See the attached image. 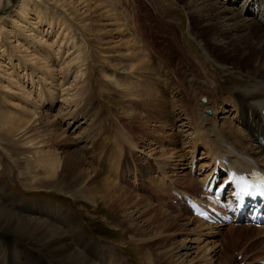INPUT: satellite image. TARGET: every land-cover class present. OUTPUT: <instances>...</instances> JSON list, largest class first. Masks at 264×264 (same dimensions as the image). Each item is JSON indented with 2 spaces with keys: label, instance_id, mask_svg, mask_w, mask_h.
<instances>
[{
  "label": "rangeland",
  "instance_id": "obj_1",
  "mask_svg": "<svg viewBox=\"0 0 264 264\" xmlns=\"http://www.w3.org/2000/svg\"><path fill=\"white\" fill-rule=\"evenodd\" d=\"M23 1L3 0L0 6V110L6 112L0 116L25 121L19 132H10L9 127L4 125L6 128H3L0 122V178L8 193L32 204H57L77 219L80 232L91 243L119 255L120 264H221L229 257L228 253L231 255L238 251L237 248H243L247 253L256 250L259 244L251 243L253 234L246 229L236 231V240L231 239L235 232L231 229L219 231L218 228L215 232L219 231L220 235L211 236L212 227L207 225L208 228L203 229L201 221L190 217L183 205L171 203L178 207L172 211L171 206L165 205L163 194L159 193L157 199L151 201L139 189L143 183L150 191L157 183L169 186L162 179L157 180V174L162 173L156 165L165 158H170L169 162L163 160L167 164L164 176L168 183L179 188L197 189L198 182L204 179L199 178L198 173L195 174L198 177H192L195 175L189 172V161L195 154L193 157L199 168L200 164V167L208 166L211 158L204 153L201 142H197V131L192 129L181 109L170 107V116L173 113L172 116L178 115V119L174 123L167 121L164 126L152 121L136 123L135 113L127 120L124 113L128 112L122 111L128 104V85H132V78L140 74L136 56L139 60L146 59L145 63H165L166 70L171 68L177 74L182 59L189 62V68L200 73L198 66H194L197 57L207 74L214 78H208L211 88L220 83L215 105L218 109L227 108L226 112L230 110L228 113L224 110L215 112L218 129H222V124L228 127L231 123L242 131L230 94L236 89H248L246 84L255 81L250 77L253 75L248 74L249 65L255 62L249 58L240 59L238 52L233 54L231 50L215 47L211 41L212 29L205 21L190 18L183 6L185 0L176 3L171 0H31L34 10H29L27 20H22L18 12ZM230 3L228 8L238 5ZM35 9L45 15V20L52 21V27L45 23L36 25ZM206 49L214 56L213 60ZM64 60L75 63L64 64ZM3 64L9 66L5 68ZM131 65L136 66L134 71H131ZM120 68H127L130 73L121 74ZM115 70L119 77L123 76L120 81H106L104 73ZM7 71L15 76L17 83L10 81ZM124 77L128 78L125 80ZM136 90L140 92L141 88L137 86ZM165 90L170 102L172 93ZM139 104L133 103V107ZM142 109L143 106L134 108L137 113ZM80 110L92 115L90 121L89 117L81 116L78 125H69L68 114ZM160 110L165 112L167 107L162 106ZM100 116L106 118L104 128L108 129L113 120L119 129L129 134L135 145L128 147L130 162L129 165L125 163V176L117 183L126 192L121 197V188L117 194L111 193L117 198L115 201L104 195L95 197V192L90 190L79 191V188L69 186L62 176H49L44 166L50 152L58 150L66 141L69 145L77 142L85 135L82 129H92V120ZM82 121L85 124H80ZM53 124L57 126L49 129ZM28 130L31 131L27 136H20ZM238 136V140L231 141L234 148L240 149L239 144L249 148L248 140L242 139L244 134ZM194 141L197 143L195 148ZM253 148L256 152V147ZM87 152L83 151L84 154ZM113 153L118 155L120 152L113 148ZM141 197L153 204L151 212L143 206L145 204L139 205ZM171 199V195L167 196V200ZM156 216L159 217L156 219ZM215 232L211 233L215 235ZM142 238L146 242L159 238L167 241L161 243L165 244L163 248L159 245L142 248ZM1 242L0 264H37L34 254L22 252L25 243L13 240L8 245ZM147 257L152 261L145 259ZM168 258L171 262L165 263ZM228 264H235V259L230 256Z\"/></svg>",
  "mask_w": 264,
  "mask_h": 264
},
{
  "label": "bare ground",
  "instance_id": "obj_2",
  "mask_svg": "<svg viewBox=\"0 0 264 264\" xmlns=\"http://www.w3.org/2000/svg\"><path fill=\"white\" fill-rule=\"evenodd\" d=\"M171 1L175 3L178 2V0ZM2 2L3 0H0V6ZM230 2H234V4L237 3L238 5L241 3V5L240 7L237 5V7L230 6V8H228L227 4H231ZM183 6L190 18L195 17L200 21H205V25L212 29L214 35L211 41L215 47L231 50L233 54L238 52L241 56L240 59L245 60L249 58L251 61L255 62L248 67L250 71L248 74L251 73L253 76L248 75L246 72V74L255 81L246 84L248 89H236L230 94L234 100V107L232 108L235 109L234 113L238 115V124L243 127L242 131L236 129L231 123H228V127L222 124V129H218L215 120V112L224 110L225 113H228L230 110L226 112L227 108L223 107L222 109H218L215 105L216 102L214 103V98L220 94L218 90L220 83L216 87L211 88V84L208 83L210 81L208 78L212 80H214V78L212 75L210 77L207 74L206 68H204L203 63L198 60L197 57L194 66H198L200 73L197 69H192L193 67L189 68L190 66L187 65L189 62L182 59L178 63L179 74H177L173 72L171 68L170 71L169 69L166 70L167 67L165 63V65L159 61L145 63L146 59L142 58L139 60L136 56L135 61H137V65L140 67V74L136 78L135 76L132 78L134 81L132 85H128L130 90L128 93L129 99L126 101L128 104L122 108V111L125 110L128 112L124 113V115L128 117L126 118L127 120H129L132 113H135L133 119H136V123H139V121L143 123L152 121L164 126L165 122L168 121V123H172L173 120L174 123L175 120L178 119V115L176 118L172 116L173 113L170 116V107L181 109V112L188 117V123L191 125L192 129L197 131V142H201L203 149L205 148L204 153L211 158V164L215 159H219V161L223 162L228 158L229 165L235 168L245 169L250 167L254 162L260 166L259 162H263L260 167L264 169V0H185ZM32 9L31 0H25L20 4L18 15H20L22 20H27L30 12L29 10L32 11ZM35 11L37 26L41 23H45L49 27H52V21L45 20V15H42L39 9H35ZM244 15H246V17H244ZM37 26L36 28H38ZM206 52L210 58L214 57L208 50ZM11 60L12 58L9 60L10 63ZM76 61H78V59H76ZM198 61L201 64H199ZM73 62L75 63V61L70 60V62L67 63V60H64V64L71 65ZM165 62L167 63V61ZM8 66L7 64H3L5 68ZM135 67V65H131V71H134L132 69ZM120 69L122 73L119 72L121 74L128 75L130 73L127 68ZM254 69L257 70L252 72ZM52 72L50 71V74ZM6 73L11 76L10 81L17 83L15 76L11 74L10 71ZM51 75H53V73ZM104 77L106 81L111 80L112 82H116L120 81L119 78L123 76L119 77L115 70L111 73H104ZM126 78L128 77H124L125 80ZM215 82L217 83L218 81L215 80ZM137 86L141 88L140 92L136 90ZM165 88H167L168 92L172 93L170 102L169 100L167 101V92ZM132 90H136V92ZM50 97V99H52L53 94H51ZM186 98L187 100H185ZM202 98L205 102L200 101ZM133 103L140 104L133 107ZM50 105L52 106L53 102ZM140 106H143V109L139 111V113L135 112L134 108L136 107L139 109ZM162 106L167 107L165 112L160 110ZM207 109H211L213 114L207 115L205 113ZM28 111L33 112L31 110ZM0 113L3 115L6 114V112H2L1 110ZM147 114L149 115L147 116ZM154 115H156L155 118ZM81 116H85V118L89 117L88 121H90L92 117V115H89L86 111L83 112L81 110L75 114H68V120L70 121L69 125H78L76 123H78ZM48 117L50 116L48 115ZM105 119L106 118L102 116L95 118V120H92V129H88V131L85 128L82 129L85 135L77 142L69 145L66 141L58 150L50 152V158L46 159V165L44 164V166L49 176L55 178L60 175L70 183L69 186L79 188V191L84 189L90 190L95 192V197L104 195L110 201H115L117 198L111 193L117 194L120 192L119 190L121 188V193H119L121 197V195H124L126 192L125 188L119 187L117 183L122 180V176H125V163L129 165L130 162L127 157V153L129 152L128 147H135V145L132 144V139L129 134L119 129V125L113 120H110L108 129L104 128L103 122ZM18 120L19 121L15 120L12 116H0V122L3 124L1 126H3V128L8 126L10 132L21 131L22 124L24 127L25 121ZM28 124L27 122L26 126ZM80 124L85 123L82 121ZM56 126L57 124H53L49 129H54ZM173 126H175V124H173ZM114 130L115 132L113 135L112 132ZM30 131L31 130L27 132L24 131L25 135L20 134V136L22 135L21 137H25ZM161 132L162 131H159V134H161ZM238 133L241 135L242 133L244 134L242 139L245 138L246 141L248 140L247 142L251 144L249 148L243 144L237 146L240 147V149L234 148L231 141H236V139L239 138ZM194 144L195 148L197 145L196 141H194ZM52 145L55 146L56 143ZM253 146L256 147V152ZM113 148L120 153L115 155L113 153ZM81 150L89 152L84 154ZM169 159L170 158H165L163 160L169 162ZM163 160L159 161L156 165V167L160 168V172L162 173V175L160 173L157 174L159 176L157 180L160 182L159 180L162 179L169 186H161L157 183L158 185H153L155 186L154 190L153 188H150L151 191L145 189L149 191L148 195L150 196H146L151 201H155L159 193L163 194L162 198H166V196L171 194L170 192L173 189L172 185L167 182V178L164 176V174H166L165 168L167 164H165ZM62 162L63 165H61ZM145 186L146 184H142L141 190L145 188ZM180 192L189 193L186 190H180ZM153 194H155L156 197H154ZM143 197L138 199L142 201L139 205L145 204L143 206L147 208V211L151 212L153 210L152 208H154L153 204L146 199V202L143 201ZM176 208L178 207H171L172 211ZM160 215H162V213H160ZM158 217L159 216H156V219ZM192 218L201 221L203 229H207V225L211 226L212 229L209 231L210 233L215 232V230L219 228V226L205 223L197 217ZM153 220H155V218ZM127 223L130 226V219H128ZM238 228L239 230L246 229L248 233L259 231L248 226L241 228L236 226L223 227L225 230L232 229L235 231L231 234L232 240L237 238L238 234L236 231H238ZM218 232H215V234ZM0 240L3 241V243L1 242L2 244L8 245H10L13 240L25 243L26 248L21 249L22 252L34 254L35 258H37V264H120V256L111 249H103L99 244L96 245L91 243L80 232L77 219L67 211L59 208L57 204H32L20 197H15L8 193L6 184L1 178ZM164 240L166 239L159 238L154 241L146 242L142 238L143 243L140 246H142V248L146 246L150 248L151 246L159 245L158 247L163 248L165 244L161 243ZM239 241L241 240L239 239ZM260 241L264 243V239H260ZM238 242L236 245H238ZM148 250L150 251V249ZM176 256L179 257V259L182 258L180 255L176 254ZM145 259L149 262L152 261L148 257ZM246 259L247 255L242 260ZM168 260L171 262V258H168L165 263ZM222 262L227 263V259L225 258ZM150 263L152 264V262Z\"/></svg>",
  "mask_w": 264,
  "mask_h": 264
},
{
  "label": "snow or ice",
  "instance_id": "obj_3",
  "mask_svg": "<svg viewBox=\"0 0 264 264\" xmlns=\"http://www.w3.org/2000/svg\"><path fill=\"white\" fill-rule=\"evenodd\" d=\"M234 179H236V178L234 177ZM236 182L238 185H240V192L237 193V195L248 194L253 187H256L255 185L250 184L243 177L239 178ZM262 183H264V181H262Z\"/></svg>",
  "mask_w": 264,
  "mask_h": 264
}]
</instances>
